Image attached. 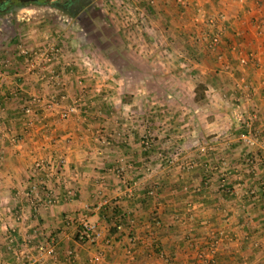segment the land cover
<instances>
[{
  "label": "crops",
  "instance_id": "1",
  "mask_svg": "<svg viewBox=\"0 0 264 264\" xmlns=\"http://www.w3.org/2000/svg\"><path fill=\"white\" fill-rule=\"evenodd\" d=\"M186 2L109 1L118 25L144 14L157 34L126 38L156 50L125 65L91 52V69L66 30L0 32V264L37 254L26 236L53 241L43 264H264V0ZM40 46L56 56L29 69L21 50Z\"/></svg>",
  "mask_w": 264,
  "mask_h": 264
},
{
  "label": "rangeland",
  "instance_id": "2",
  "mask_svg": "<svg viewBox=\"0 0 264 264\" xmlns=\"http://www.w3.org/2000/svg\"><path fill=\"white\" fill-rule=\"evenodd\" d=\"M5 1L7 0H0V2H5ZM10 1L12 0H8L6 3L3 4V7L0 8V29H1L0 32L4 31L5 34L8 33V35H11L13 33H16L17 27H20L18 29L19 33L26 32L27 34L25 33V35L29 34L30 36L32 35L31 33H37L38 30L43 31L44 29H46L47 31H49L51 29L52 33L57 31L58 34H61L63 30L64 31L66 30L65 37L66 39H68L69 42L72 39L77 41V39L80 38L88 42L87 44L89 46L86 47V49H88V52L87 50H85L80 53L81 55H85V54L90 55L91 52H94V54H97V52L98 53L105 52V54L108 55L110 53L111 59L113 61L114 59L115 61L117 60V65L118 64L125 65L124 64L125 51H127L128 52L127 55H129V53L132 52L133 53L135 52L137 54H141L145 52L147 54H153L156 50V48H154V45L153 46L149 45L146 46L145 48H142V52H141L140 46H136V45L134 46L125 42L127 41L126 38H139L140 36L142 38L147 37L148 40L150 39L152 40L157 37V34L156 31L153 30V28H152L153 31H151L150 30L151 28L147 27L146 25L139 27L137 24L138 19L132 22L133 27H131L130 29H127L128 25H126L125 27L122 25H118V23L114 21L116 17L110 15V10L108 9L110 0H83L84 2H82L79 5L78 9L64 8L63 7L64 0H36V1L25 0L23 4H21L22 6H18L17 3ZM121 15L122 17L124 16L123 14ZM119 19L121 18L119 17ZM126 19L129 23V18ZM207 23H209V21ZM31 29H35L36 32H31L32 31ZM18 36L20 35L16 33V37ZM166 47L167 46L165 47L163 46V49L165 48L163 54L171 53L170 48L168 47L166 48ZM151 49L152 50L154 49V51H150ZM113 50H118V51L114 53ZM92 57L93 56L91 54L89 60L88 61L86 60L87 65L90 66L91 69L94 68L92 63ZM128 62L129 64H131L130 61ZM95 65L97 66V64ZM101 65L102 67H99V69L102 70L103 73H105L104 71H106L103 69L105 68L108 69L109 66H111L110 63H108V61L101 63ZM129 66H131L129 68L132 69L137 67L135 64L134 67L132 66V64ZM184 66H186V64ZM123 69L126 70V67H123ZM119 73H120L119 70H117L116 74ZM109 80L110 79L106 78L104 81L105 84H110ZM198 80L200 79L197 78L195 80L197 87L196 95L197 97L198 96L201 97L203 93V84ZM123 81L124 79H122V82ZM183 81H186V79H183ZM133 83L135 85H140L139 79H135ZM167 85H170V82H168ZM175 94L176 93H174L173 95L174 96L173 100L177 99ZM187 95H188L187 93L184 94V100H186ZM164 98L172 99L170 96H166V95L164 96ZM188 103L189 101H185V104L183 102L185 106L182 109L184 110L182 112H177V113H180V115L183 114V116L187 115V110L190 109ZM164 107L166 109L167 107L166 104L164 105ZM235 109L236 107H234L233 105V109L231 110V112L234 113V115L237 114V116L239 117L240 114L237 113ZM165 113L167 114V111L163 110L162 111L163 117H166ZM232 113H230V115H232ZM104 114L107 116L108 114L107 109L105 110ZM196 120L198 121V117L196 118ZM246 135L253 138L251 135L248 134ZM169 145L170 144L168 142L165 143L166 147ZM167 156L169 157V155ZM210 244H214L215 246L214 249H216V245L218 244V238H213Z\"/></svg>",
  "mask_w": 264,
  "mask_h": 264
},
{
  "label": "built area",
  "instance_id": "3",
  "mask_svg": "<svg viewBox=\"0 0 264 264\" xmlns=\"http://www.w3.org/2000/svg\"><path fill=\"white\" fill-rule=\"evenodd\" d=\"M179 3L181 5H186L187 2L186 0H179ZM138 19V26L142 27L146 25V19H145V15H141L140 17L137 18ZM209 23H215V19L213 18H209L208 19ZM151 28V27H149ZM151 31L152 28L150 29ZM219 32L216 34H212L211 36L208 37V43L207 46L208 47H215L218 42H219ZM21 54L24 55V58L27 60V67L29 69L33 68V66L35 65V63L40 62L38 59L39 57L44 58L45 60H50L52 61L53 58H55L56 56V50L55 49H47L45 50L43 47H37L32 49L31 51H29V49H22L21 50ZM31 58H28L27 56H30ZM241 63H246V59H241L240 60ZM46 79L51 80V81H56L57 80V74H56V70L54 68H49L47 70V74H46ZM76 110L75 105L73 104H69L65 107L64 110H62V117L63 118H67L69 116V114L73 113ZM243 139L248 142V143H252L254 142L256 139H254L255 137L251 138L245 134L242 135ZM261 147L264 148V142H261ZM118 227V226H117ZM94 225H90V224H84L81 227L78 228L77 232H76V236L79 238V240H77L78 242H80V240H83V242L85 241H91L93 240L95 233H94ZM23 244L25 245V247H31L33 245V248L36 249L37 254H29V255H25V258H19L17 260V264H43V257H52L55 255V247H54V243L53 241L50 240V238L48 239H41L40 242L34 243L32 238L30 236H26L24 237V239L22 240ZM215 246L214 244H210L208 252L209 253H214L215 251ZM202 259V258H201ZM202 264V261L196 262L195 264Z\"/></svg>",
  "mask_w": 264,
  "mask_h": 264
},
{
  "label": "flooded vegetation",
  "instance_id": "4",
  "mask_svg": "<svg viewBox=\"0 0 264 264\" xmlns=\"http://www.w3.org/2000/svg\"><path fill=\"white\" fill-rule=\"evenodd\" d=\"M10 2L19 3L22 2L21 0H12ZM84 2L83 0H64L63 7L66 9H78L79 5ZM3 4H0V8H2Z\"/></svg>",
  "mask_w": 264,
  "mask_h": 264
},
{
  "label": "trees",
  "instance_id": "5",
  "mask_svg": "<svg viewBox=\"0 0 264 264\" xmlns=\"http://www.w3.org/2000/svg\"><path fill=\"white\" fill-rule=\"evenodd\" d=\"M7 1H8V0H7ZM7 1H5V2H0V4H4V3H6ZM35 1H36V0H35ZM21 4H23V2H19V3H17L18 6H22ZM4 6H5V5H4ZM2 7H3V6H2ZM117 226H118L117 224H114L113 227H111L110 230H111L112 232L116 231ZM76 239L79 240V238H78L77 236H76ZM80 242H83V240H80ZM154 250L157 251L156 248H155V246H154Z\"/></svg>",
  "mask_w": 264,
  "mask_h": 264
},
{
  "label": "water",
  "instance_id": "6",
  "mask_svg": "<svg viewBox=\"0 0 264 264\" xmlns=\"http://www.w3.org/2000/svg\"><path fill=\"white\" fill-rule=\"evenodd\" d=\"M22 2H24L25 0H21Z\"/></svg>",
  "mask_w": 264,
  "mask_h": 264
}]
</instances>
